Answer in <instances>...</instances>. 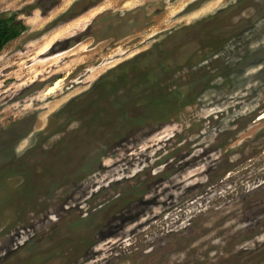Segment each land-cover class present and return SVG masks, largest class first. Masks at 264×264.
<instances>
[{
	"label": "rangeland",
	"instance_id": "obj_1",
	"mask_svg": "<svg viewBox=\"0 0 264 264\" xmlns=\"http://www.w3.org/2000/svg\"><path fill=\"white\" fill-rule=\"evenodd\" d=\"M222 11L256 23L196 55ZM12 14L0 264H264V0H0Z\"/></svg>",
	"mask_w": 264,
	"mask_h": 264
},
{
	"label": "flooded vegetation",
	"instance_id": "obj_2",
	"mask_svg": "<svg viewBox=\"0 0 264 264\" xmlns=\"http://www.w3.org/2000/svg\"><path fill=\"white\" fill-rule=\"evenodd\" d=\"M239 7H243V5ZM223 12L214 14L209 20H203L197 27L195 36L197 40L196 55L212 50L213 54L216 52L224 56L231 37L238 33H246L256 23L253 20L255 17L250 20L236 21L235 18H241L239 11H229L225 14ZM236 24H240V26L237 27Z\"/></svg>",
	"mask_w": 264,
	"mask_h": 264
},
{
	"label": "trees",
	"instance_id": "obj_3",
	"mask_svg": "<svg viewBox=\"0 0 264 264\" xmlns=\"http://www.w3.org/2000/svg\"><path fill=\"white\" fill-rule=\"evenodd\" d=\"M25 29L21 22L15 21V14L0 15V51L9 41L19 37Z\"/></svg>",
	"mask_w": 264,
	"mask_h": 264
},
{
	"label": "bare ground",
	"instance_id": "obj_4",
	"mask_svg": "<svg viewBox=\"0 0 264 264\" xmlns=\"http://www.w3.org/2000/svg\"><path fill=\"white\" fill-rule=\"evenodd\" d=\"M58 82V81H57ZM57 84V83H56ZM55 84V85H56ZM53 89H56V86H54V87H52V88H50V90L48 91V94H51V93H53Z\"/></svg>",
	"mask_w": 264,
	"mask_h": 264
}]
</instances>
